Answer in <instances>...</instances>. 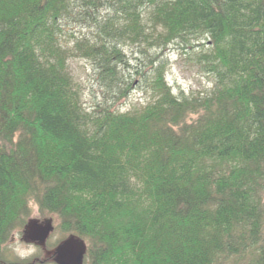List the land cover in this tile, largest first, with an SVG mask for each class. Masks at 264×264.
<instances>
[{
    "label": "trees",
    "instance_id": "trees-1",
    "mask_svg": "<svg viewBox=\"0 0 264 264\" xmlns=\"http://www.w3.org/2000/svg\"><path fill=\"white\" fill-rule=\"evenodd\" d=\"M175 44L210 90L172 91ZM72 57L148 103L86 108ZM34 207L84 264H264V0H0V264Z\"/></svg>",
    "mask_w": 264,
    "mask_h": 264
},
{
    "label": "rangeland",
    "instance_id": "rangeland-1",
    "mask_svg": "<svg viewBox=\"0 0 264 264\" xmlns=\"http://www.w3.org/2000/svg\"><path fill=\"white\" fill-rule=\"evenodd\" d=\"M107 12L108 10L104 7H101L99 10H91V13H93L92 20L97 16H106ZM75 15L77 18V13ZM72 27L75 29L74 32L76 35L79 34V30H81L82 33L85 32L86 35L94 37L93 31L89 33L85 27L78 29L79 26L76 23H74ZM94 31L96 32V30ZM70 34L73 33L63 34V41L71 46L72 41H68ZM124 52L129 57L132 65L136 66V64L139 63L137 60L139 53L134 46H124ZM163 53L162 60L165 61L166 80L175 94H189L191 92L205 93V91L211 89L213 86L211 75L206 73L199 64L192 61L190 59V54L182 47L175 44ZM69 68L71 69L76 82L82 89L84 105L86 108L91 109L97 102L102 103L105 100H108L109 105H112L121 112H128L141 109L148 103V90L145 87H142L138 81L139 78L136 79L135 75H133L132 80H134V84L128 97L122 100L113 101V99L106 98L107 89L94 77V65L92 61L81 57H72L69 60ZM46 217L48 218L49 216H42L39 213L38 208L34 207L30 219H41V221H44V218ZM53 223L55 222L53 221ZM57 238V236L51 238L50 241H47V245L42 247L38 244L27 241L24 237V229L16 231L6 248L9 250L10 257H12L10 258L11 264H55L53 260L55 249L53 248V243L55 247Z\"/></svg>",
    "mask_w": 264,
    "mask_h": 264
},
{
    "label": "water",
    "instance_id": "water-1",
    "mask_svg": "<svg viewBox=\"0 0 264 264\" xmlns=\"http://www.w3.org/2000/svg\"><path fill=\"white\" fill-rule=\"evenodd\" d=\"M54 229L52 219H29L24 228V237L27 241L44 247ZM54 248L53 260L56 264H84L87 244L80 237L70 235Z\"/></svg>",
    "mask_w": 264,
    "mask_h": 264
}]
</instances>
